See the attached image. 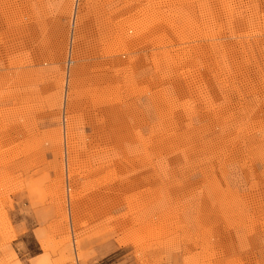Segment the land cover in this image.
<instances>
[{
    "label": "rangeland",
    "instance_id": "rangeland-1",
    "mask_svg": "<svg viewBox=\"0 0 264 264\" xmlns=\"http://www.w3.org/2000/svg\"><path fill=\"white\" fill-rule=\"evenodd\" d=\"M0 238L264 264V0H0Z\"/></svg>",
    "mask_w": 264,
    "mask_h": 264
},
{
    "label": "clouds",
    "instance_id": "clouds-1",
    "mask_svg": "<svg viewBox=\"0 0 264 264\" xmlns=\"http://www.w3.org/2000/svg\"><path fill=\"white\" fill-rule=\"evenodd\" d=\"M21 211H22V214H25V215L29 214L28 209H22ZM31 212H34V211L31 210ZM38 220H39V223L41 224V227L37 231L43 233L46 230L42 226L41 220L39 218ZM37 239H44L47 241H51L54 238L49 234L44 237L38 235ZM17 247L21 250L24 249L23 244H19L17 245ZM0 264H20V261L18 260L16 253L10 247V242L3 238H0ZM28 264H71V254L67 250H65L62 255L56 254L54 250L51 249V245L46 244L43 254L34 259L29 260Z\"/></svg>",
    "mask_w": 264,
    "mask_h": 264
},
{
    "label": "bare ground",
    "instance_id": "bare-ground-1",
    "mask_svg": "<svg viewBox=\"0 0 264 264\" xmlns=\"http://www.w3.org/2000/svg\"><path fill=\"white\" fill-rule=\"evenodd\" d=\"M70 60V59H69Z\"/></svg>",
    "mask_w": 264,
    "mask_h": 264
}]
</instances>
